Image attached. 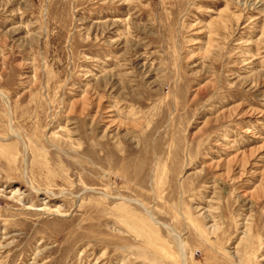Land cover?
I'll return each mask as SVG.
<instances>
[{"label": "rangeland", "instance_id": "374dc122", "mask_svg": "<svg viewBox=\"0 0 264 264\" xmlns=\"http://www.w3.org/2000/svg\"><path fill=\"white\" fill-rule=\"evenodd\" d=\"M0 264H264V0H0Z\"/></svg>", "mask_w": 264, "mask_h": 264}]
</instances>
